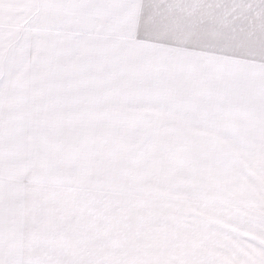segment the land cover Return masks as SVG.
<instances>
[{
	"label": "snow or ice",
	"instance_id": "1",
	"mask_svg": "<svg viewBox=\"0 0 264 264\" xmlns=\"http://www.w3.org/2000/svg\"><path fill=\"white\" fill-rule=\"evenodd\" d=\"M0 264H264V0H0Z\"/></svg>",
	"mask_w": 264,
	"mask_h": 264
}]
</instances>
